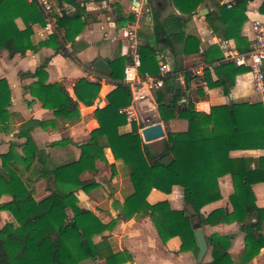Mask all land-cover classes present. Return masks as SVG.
<instances>
[{"label":"trees","instance_id":"1","mask_svg":"<svg viewBox=\"0 0 264 264\" xmlns=\"http://www.w3.org/2000/svg\"><path fill=\"white\" fill-rule=\"evenodd\" d=\"M172 1L181 14L164 20L154 14L155 33L166 39V46L176 57L204 54L209 66L204 69L202 78L187 69L182 71L189 86L193 80L197 82L198 96H187L181 85L168 86V81L177 78L180 71L174 68L162 75L157 51L149 43L139 47L142 57L139 72L164 79L165 87L152 90L160 117L163 120L186 119L188 129L169 132L161 153L151 150L137 128L121 133L120 128L128 121L120 109L128 107L133 98L129 85L123 80L129 58L119 54L107 60L112 74L105 76L117 88L107 95L104 113L97 117L99 127L79 144L81 153L78 159L56 162L29 142L23 145V155L16 153L15 144L4 155V162L9 160L13 171L0 165V211H9L13 220L0 227V264H85L96 260L116 264L117 252L112 243L109 240L95 243L93 236L112 230L119 220H126L123 209L116 219L104 222L95 212L82 207L77 196L80 190L90 192L96 188V181L86 178L85 174L96 173L99 163H108V148L115 161L128 171L132 192L127 202L131 211L138 219L150 217L162 242L178 236L182 241L181 251H193L198 257L196 225L202 228L236 222L245 232L244 254L248 261H252L264 248L262 216L253 188L255 184L264 182V156L232 157L230 154L233 150L264 149V104L230 102L213 106L209 113L198 111L196 102L206 96L203 82L210 88L220 87L225 95H229L236 77L248 72L249 68L223 60L219 46L202 50L201 39L186 30L194 12L208 5L209 12L205 17L211 30L222 40H234L236 48L246 52L251 42L241 31L248 19L246 10L250 0H234L231 7L223 3L224 0ZM57 3L60 6L70 4L75 11L64 10L61 15H56L58 33L34 44L33 25L43 23L45 19L39 5L27 0H0V52L6 50L14 56L48 46L57 53L75 58L79 45L77 37L86 26L83 7L80 0H57ZM260 12L264 14V1ZM18 18L25 23L24 29L19 28ZM134 19L135 15L131 14L128 17L119 15L117 20L124 24ZM69 43L71 49L68 48ZM95 61L89 64V68L103 75L95 70ZM46 68L47 61L31 73L36 80L25 90L44 108L52 110L56 118L76 122L81 117L80 105L91 106L96 102L102 87L100 80L77 79L73 97L64 83L48 82ZM183 98H186L185 102H182ZM11 106L12 88L6 78H0V132L11 130ZM36 125L47 126V122L31 119L23 126L28 130ZM28 170L33 174H26ZM226 174L232 175L235 187L230 196L233 210L228 212L219 208L204 214V206L222 198L219 178ZM41 179L46 182L51 198L46 209L35 198L32 186ZM195 182H200V186H194ZM174 185H181L184 189L182 209H173L167 200L154 204L148 201L154 188L170 193ZM4 195L11 196V200L3 201ZM233 237L217 232L206 236L211 260H203L199 264H232L233 255L229 250ZM126 254L132 260L128 251Z\"/></svg>","mask_w":264,"mask_h":264},{"label":"crops","instance_id":"2","mask_svg":"<svg viewBox=\"0 0 264 264\" xmlns=\"http://www.w3.org/2000/svg\"><path fill=\"white\" fill-rule=\"evenodd\" d=\"M233 1L224 0L223 3L228 5L232 4ZM263 1L250 0L247 4L246 14L248 19L242 28L241 34L247 37L250 42L253 36V20L264 17V14L260 12ZM80 2L83 7L82 12L86 26L77 37L79 45L74 53L75 58L57 53L54 48L48 46L41 47L36 51L28 50L24 54L14 56H10L6 50L0 52V78H6L12 88L10 111L13 113L10 132H0V165H4L11 172L13 167L9 160L5 163L3 157L10 151L13 144L16 146V153L23 155V145L29 142L32 146L44 150L53 160L59 163L79 158L81 153L79 144L84 142L89 134L99 127L97 117L99 113L101 115L104 113L107 95L115 88L114 82L110 81L105 75H99L92 71L89 64L98 58L112 60L119 54L124 56L123 47L126 43L124 28L127 25L135 24L141 44L149 43L156 49L160 71L162 65L168 67L162 75L174 68L180 71L177 78L168 81V86L181 85L186 90L187 96H198V93H196L197 82L193 80L191 86H189L187 77L182 71L187 69L197 77L202 78L204 69L209 66L205 61L204 54L197 53L176 57L172 50L166 46V39L158 37L155 33L154 14H158L162 20L174 14H181L172 0H80ZM62 7L66 11H75V7L70 4H65ZM204 7L209 10L208 5L198 8L186 27L187 32L201 39L202 50H207L210 46L216 45L223 52L222 44L224 43L236 48L234 40H222L211 30L206 21V15L199 14V10ZM131 14L135 15L133 21L124 24L118 22L119 15L128 17ZM16 22L20 29L25 28V23L21 18H18ZM42 25V23L33 25L32 41L34 44L49 38V36L43 34ZM57 33L56 28L54 34ZM68 48L71 49L70 43ZM178 51L180 52V48H178ZM45 61H47L46 69L49 74L48 82L64 83L73 97H75L74 85L77 79L87 77L92 81L100 80L102 87L96 102L91 106L81 104V117L76 122H65L56 118L52 110L44 108L39 100H36L25 90V87L36 80L31 73ZM214 79H216V75ZM202 88L206 96L196 102V109L207 113L211 111L213 106L230 102L263 103L264 100V96L255 90L249 72L236 77L235 85L231 88L229 95H225L220 87L210 88L205 82L202 83ZM149 98L156 112L144 116V108L139 105L142 121L148 123L152 119L156 121L159 117L165 136L146 143L153 152L161 153L165 148L167 134L169 132L186 131L188 121L182 118L163 120L160 117L158 104L154 96L153 98L149 96ZM185 101L186 98H183L182 102ZM31 119L47 122V126L36 125L27 130V127L23 125ZM146 124L141 122L138 125L128 123L120 128V132H132L137 128L142 135V129ZM230 154L232 157L259 158L264 156V149L233 150ZM106 156L108 163H99L96 173L85 174L86 178H93L96 181V188L90 192L80 190L77 192V196L82 207L95 212L104 222L116 219L121 208L127 219L119 220L112 230H106L93 236V241L99 243L109 240L117 252L116 264H199L198 257L193 251H181L182 241L180 237H173L164 243L150 217L143 219L135 217L127 202V197L132 192L128 171L121 163L115 161L110 148L106 150ZM31 170L26 171V174H33ZM32 186L35 191V198L39 201L40 206L44 209L48 208L51 198L46 182L41 179L35 181ZM194 186L199 187L200 182H195ZM219 186L222 198L203 207L202 210L206 215L219 208L226 209L228 212L233 210L230 201V196L235 191L232 175L226 174L220 177ZM253 188L262 216L264 233V182L255 184ZM2 200L9 201L11 196L4 195ZM164 200H167L173 209H182L184 206L183 187L174 185L170 193L154 188L148 196V201L151 204ZM12 220L13 216L9 211H0V227ZM202 229L205 236L215 232L234 236L229 250L233 255L232 264H264V248L252 261L246 259L244 254L246 249L245 232L238 223L205 225ZM210 250L209 246L208 253L204 258L205 261L211 260ZM126 251L130 253L132 260L128 259ZM85 264H107V262L106 260H96Z\"/></svg>","mask_w":264,"mask_h":264},{"label":"built area","instance_id":"3","mask_svg":"<svg viewBox=\"0 0 264 264\" xmlns=\"http://www.w3.org/2000/svg\"><path fill=\"white\" fill-rule=\"evenodd\" d=\"M30 3H37L45 14L43 25V34L50 36L56 30V15H61L64 7L59 6L57 0H27ZM231 7V4H228ZM252 39L250 49L246 52H240L237 48L222 44L223 60L233 61L238 66L249 68L251 80L256 91L264 96V17H258L252 23ZM124 37L126 43L123 47V55L129 58L124 68V82L129 85L132 91L131 104L120 109V112L127 117L128 123H144L139 110V102L153 98L152 90L165 87V81L161 77L150 76L146 74L141 76L139 70L142 66V57L139 51L141 41L138 35V29L135 24L127 25L124 28ZM168 67L161 66V73H165ZM117 85L115 84V88ZM264 104V100H263Z\"/></svg>","mask_w":264,"mask_h":264},{"label":"water","instance_id":"4","mask_svg":"<svg viewBox=\"0 0 264 264\" xmlns=\"http://www.w3.org/2000/svg\"><path fill=\"white\" fill-rule=\"evenodd\" d=\"M208 12L209 10L207 7H204L199 10V14L202 16H205ZM94 68L97 72L103 75L110 76L112 74V68L110 67L108 61L104 58L96 59V61L94 62ZM139 105L141 108H144V116L154 114L156 112L150 98H146L140 101ZM142 136L145 142H150L156 139L163 138L165 136V131L161 119L158 117L156 121L154 119L149 121L146 126H144L142 129ZM196 227V239L199 247L198 262L201 263L204 260L206 254L208 253L209 245L203 229L200 228L198 225H196Z\"/></svg>","mask_w":264,"mask_h":264},{"label":"rangeland","instance_id":"5","mask_svg":"<svg viewBox=\"0 0 264 264\" xmlns=\"http://www.w3.org/2000/svg\"><path fill=\"white\" fill-rule=\"evenodd\" d=\"M86 114V113H85Z\"/></svg>","mask_w":264,"mask_h":264}]
</instances>
